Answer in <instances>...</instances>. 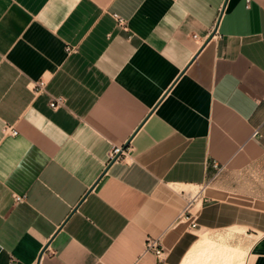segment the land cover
<instances>
[{
    "label": "crops",
    "instance_id": "crops-1",
    "mask_svg": "<svg viewBox=\"0 0 264 264\" xmlns=\"http://www.w3.org/2000/svg\"><path fill=\"white\" fill-rule=\"evenodd\" d=\"M247 1L0 0V264H264V0Z\"/></svg>",
    "mask_w": 264,
    "mask_h": 264
},
{
    "label": "built area",
    "instance_id": "built-area-1",
    "mask_svg": "<svg viewBox=\"0 0 264 264\" xmlns=\"http://www.w3.org/2000/svg\"><path fill=\"white\" fill-rule=\"evenodd\" d=\"M250 5H251V0H248L247 1V6L250 7ZM221 13H222V11H221ZM221 13H219V18H220ZM116 18H117V21H118L119 24H124L125 23V20L122 17L116 15ZM219 18L217 17V19H219ZM214 29H216V28H214ZM194 37L196 38L197 35H194ZM68 49H69V51L71 50L70 48H68ZM45 84H46V82L44 80L38 81L34 85V90L37 91V92L43 90L44 87H45ZM263 100H264V97H263ZM61 104H63V99L61 97L55 98L51 102V106L54 107V108L58 107ZM5 131H9L11 134H17L18 133V131L16 129H14L13 127H11V126H7L5 128ZM255 133H257V131H255ZM125 152H126V150L123 147H120V146L115 147V149L111 153V160L118 159L121 155L125 154ZM14 199H15L16 202L23 201L25 199V195H15ZM193 225H195V223H193ZM147 249L153 250L156 253V255L158 257H160V258L163 257L164 252H165L163 247L159 243L158 239H150L148 241V243H147Z\"/></svg>",
    "mask_w": 264,
    "mask_h": 264
},
{
    "label": "rangeland",
    "instance_id": "rangeland-1",
    "mask_svg": "<svg viewBox=\"0 0 264 264\" xmlns=\"http://www.w3.org/2000/svg\"><path fill=\"white\" fill-rule=\"evenodd\" d=\"M196 191H197V188H193V193H195ZM205 251L207 252L208 249ZM242 252H243V255L237 254L236 251H230L229 253L232 256L231 259L226 260L224 258L223 262L221 261V259H219V257L217 258V256H216V258H215V256L210 255L207 259L206 258L205 259H202V258L197 259L196 264H241L242 261H244V260H245L244 264H248V262H250L249 257H248L249 255H248V253H246V251H242ZM242 258H244V259H242ZM177 264H179V263H177Z\"/></svg>",
    "mask_w": 264,
    "mask_h": 264
},
{
    "label": "bare ground",
    "instance_id": "bare-ground-1",
    "mask_svg": "<svg viewBox=\"0 0 264 264\" xmlns=\"http://www.w3.org/2000/svg\"><path fill=\"white\" fill-rule=\"evenodd\" d=\"M226 258H227V257H226ZM230 258H231V257H230ZM230 258H228V260H229ZM242 263H243V262H242ZM242 263H241V264H242Z\"/></svg>",
    "mask_w": 264,
    "mask_h": 264
}]
</instances>
